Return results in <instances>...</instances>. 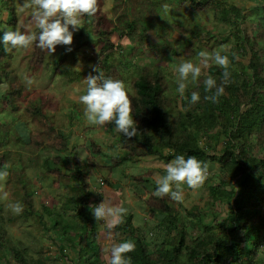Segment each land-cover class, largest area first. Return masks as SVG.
<instances>
[{
	"label": "trees",
	"instance_id": "obj_1",
	"mask_svg": "<svg viewBox=\"0 0 264 264\" xmlns=\"http://www.w3.org/2000/svg\"><path fill=\"white\" fill-rule=\"evenodd\" d=\"M126 1H128V5L125 4V0H115L113 14L114 20L119 19L120 22L124 23L121 26L128 28L130 37L136 36L139 23L146 21L150 23L151 28L156 25L160 27L162 32L159 35L164 41L165 34L169 32L166 28L163 31L162 26H170V23L173 25L174 21H169L170 18L168 17L166 18H168L169 23L163 21L161 16L163 13L158 11L159 3L156 0ZM203 1L205 0H191L190 3L189 0V8L191 5V9L197 11L198 6L204 5ZM129 2H133V4H130V6ZM103 3L104 0H98L96 14L93 16L86 15L88 20H93L96 25L102 23L105 18L104 13L99 12ZM182 4H185L184 1H182ZM259 4L261 5L256 8L257 12H264L262 11L264 0ZM202 9H204L202 11H205L207 8ZM233 10L232 13L228 10L224 11V21L228 16L232 18L239 12L235 6H233ZM17 21L18 15L16 7L13 5L7 20L2 22L4 23V29L0 28V37H2L4 31L16 30ZM161 22H164V25H161ZM231 23L235 24V19L231 20ZM102 25L98 30L101 36L100 42L102 43L99 50V59L103 58L104 74L107 77L125 82L126 76L133 71L131 67H134V62H132V58L131 60L121 58L118 61L110 62V54L115 44L110 40L107 32L115 31L119 25L113 24L111 26L109 24L108 27H105L104 23ZM175 28L181 31L180 38L187 32L177 26ZM146 30L147 28L144 27L142 40L145 37L144 32ZM189 31L192 32L191 29ZM193 32L192 34L196 35ZM34 33L38 35L39 29L37 28ZM234 39L238 48L241 51H246L250 56L246 65L247 70L243 71L244 75H240L241 72L236 74L233 66L236 55L234 53H224L229 55L231 60L230 76L240 75L242 80L238 78L234 83V79H230L225 87L227 90L216 102L205 99V96L213 93L205 91L203 80L206 74L222 76L223 69L217 65L211 64L207 73L202 72L197 87L188 88L187 86L184 97H181L179 94L175 96L169 94L170 84L166 75L163 74L159 66H156V63L149 64L143 67L139 75L131 81L133 82L131 83L132 91L127 88L131 99L132 117L136 122L137 135L131 138L124 136L116 130L114 123L100 126L105 131L111 132L114 137L110 147H119L122 150L116 156L104 152L94 140L90 141L89 146L94 153L102 154L110 160V169L120 167L125 162L134 163L146 156H153L169 163L174 155H184L185 158L195 155L205 162L207 168H210L213 165L212 163H219L220 165V181L209 185L211 203L210 206H206L205 210H200L199 206H195L182 213L181 210L172 206L171 202L168 201V196L161 198L154 193L149 194V197L145 199L146 204L151 213L158 217L152 222L151 239L139 225L134 223L135 216L131 211L122 218L118 216L117 220L112 219L110 223L116 225L112 229L108 227L110 223L106 224L111 237L113 235L112 242L130 240L135 243V250L127 254L131 259V264H261L262 262L260 252L264 245V22L261 20L257 22V29L253 35L243 29L242 35H236ZM35 44L34 41V47L36 48ZM164 46V49L161 47L163 55L166 53L176 55L171 53L169 43ZM133 47H130L133 50L132 52H134ZM155 48L158 47L155 46ZM11 55V52L4 51V46L0 42V59L3 56L8 57ZM34 55L35 53L32 51V56ZM32 56L29 60L30 65L33 59ZM63 60L64 56L58 57V70ZM6 69L8 70L3 73L7 75V79L8 76L11 77V73H13L11 79L16 78L17 74L14 68ZM66 71L61 69V72L65 73ZM11 87L12 83L10 90L7 93L5 92L6 94H3V97L8 99V96H11L12 99L10 100H13L11 102L13 105L10 104V106L17 110L18 104L15 99L22 94L25 86L19 84L16 87ZM241 89L244 90L247 97L243 101L239 100L240 96L237 97L236 94V91H241ZM193 91L198 92L201 97L195 105L189 103ZM30 108L31 117L43 116L47 118L43 110V102L32 104ZM70 117L73 118V114ZM38 125H40L39 133L41 137L31 136L30 141L26 131L25 136H23L25 127L21 128L19 132L15 131L17 134L16 141L19 142L24 151V156L21 152L19 154V161L24 157L19 162L21 168L15 174L13 173V176L17 177L19 182L22 183L24 189L20 203L23 206V211L19 216L28 218L36 213L33 203L34 191L28 189V184L33 181V178L25 172L26 163H28V167L34 166L39 170L36 180L43 181L51 173L61 174L60 165L72 157V167L69 172L70 177L76 181L77 185L71 186L74 194L68 201L75 210L76 221L69 217L66 220L67 223H65L62 218L65 212H57L55 209L50 212V217L54 220V227L61 226V231L72 243L75 239L70 234L71 229H75L76 234L79 235L88 233L87 242L88 245L92 246V253L87 257V261L92 264H108V261L101 257L103 250L99 241L100 229L89 205L92 190L89 177L84 171L86 162L78 157L75 143L70 148V156L63 153L69 150L70 134L66 135L63 130H60L58 132L59 137H61L60 142L48 143L49 139H45V137L50 138L52 133L57 132V127L52 122H49L47 127L42 121H39ZM218 126L221 127L220 130H217L218 135L223 134L225 137L221 150H217V144H202L199 139L203 135L209 136L212 129ZM86 128L92 130L89 126H86ZM21 136L27 138L29 142ZM218 140L220 139L218 138ZM7 143L8 140L0 141V147ZM44 145L55 149V154L48 155L43 159L38 152L39 148ZM6 157L7 154L3 152L0 154L1 167L5 166ZM210 162L211 164H209ZM52 163L54 165H51ZM91 164L92 166H100L94 160ZM7 169L10 170V167ZM129 178L140 184L151 183V179L142 176H130ZM211 178L213 179V176ZM156 187L154 183L155 191ZM101 195V199H104V194L101 193ZM217 203L226 204L228 207L221 220H219V217L222 211L215 209ZM67 206L68 203L64 205V207ZM204 212L211 213L213 216L212 222L206 223ZM185 216H191L193 219L198 216L199 220L195 226L200 228V233H192L193 220L186 222ZM79 218H83V220L80 221ZM4 221L2 208H0V251L12 254L14 264H45V255L34 260L28 255L26 248L21 250L14 244L10 245L8 231L3 227ZM40 221L47 227L43 216L40 217ZM62 256H66L65 253L56 254L55 258L57 260Z\"/></svg>",
	"mask_w": 264,
	"mask_h": 264
},
{
	"label": "rangeland",
	"instance_id": "obj_2",
	"mask_svg": "<svg viewBox=\"0 0 264 264\" xmlns=\"http://www.w3.org/2000/svg\"><path fill=\"white\" fill-rule=\"evenodd\" d=\"M156 1L159 3L158 11L160 13H165L162 16L163 21L169 23L167 20L168 18H170L169 21H174L173 25L170 23V26H162L163 31L166 28L169 32L165 34L164 41H162V37L159 35V33L162 32L160 31V27L156 25L154 28H151L150 23L146 21L139 23L135 34L136 36L131 38L128 33V28L121 26V24L124 23L120 22L119 19L114 20L113 7L115 5V0H104L103 5L99 9V12H103L105 15V18L103 17V22L96 25L93 20H88L86 15L83 16L81 18L83 26L80 27L78 31L73 30L70 26V30H73V42L71 45H57L56 51L51 53L38 47L37 42L35 48L33 42L29 48L12 49L10 51L12 54L11 56H3L0 59V79H2V81H0V141L8 140L6 145L0 147V154L2 152L7 154L4 164L7 165V168L10 167L9 170L7 168L5 169V166H0V170H6L8 172L7 177L4 180H0V208H2V215L5 218L3 227L8 231L10 245L14 244L21 250L26 248L28 255L34 260L45 255V264H84V256L87 257L85 250L86 248L88 250L87 240L83 238V233L79 238L73 237L75 241L73 243L74 245H72V242L69 241L67 236L61 231V226L55 228L53 225L54 220L50 217V212L55 209L57 212H65L62 216L65 223H67L66 220L69 217L76 221L77 217L75 216V210L68 201L74 194V190L71 186L77 185L76 181L70 177L69 172V169L72 167V157L62 162L60 165L61 174L51 173L47 178H44L43 181L36 180L39 170L34 166L28 167V163H26L25 172L28 176L33 178V181L28 184V189L34 191L33 203L36 208V213L28 218L20 217L19 214H14L9 207V205L16 202L21 203V198L24 194L22 183L19 182L17 177L13 176V173L15 174V172L21 168L19 162L24 159L23 157L19 161V154L21 152L22 156H24V151L19 142L16 141L17 134L15 131L19 132L21 128L25 127L23 136H25L26 131V134L29 136V141L31 136L40 138L39 121H42L46 127L49 122H52L53 125L57 127V132L52 133L50 138H48V136L45 137V139H49L48 143L60 142L61 137L58 135L60 130H63L66 135L70 134L69 137H71V141L68 144L69 150L64 151V154L70 156L72 144L75 143L77 145L76 151L78 157L86 162L84 171L89 177L90 186H95L94 189L93 187L91 188L92 198L89 202L90 206L98 205L105 199V203L108 201L109 206L115 207L119 205L117 207L126 209L127 213L130 211L133 212L135 216L134 223L143 229L149 239L152 238V222L155 218H158L151 213L145 199L149 197V194L155 193L154 177L157 174H164V168L167 163L153 156H146L134 163L125 162L120 167L110 169V160L106 159L102 154L94 153L89 146L90 141L94 140L104 152L111 156H116L118 153L122 152L119 147H110V143L114 141L111 132L105 131L104 128L100 126H90L87 123L84 116V105L78 102V95L85 94L86 92V77L89 73L96 74L93 71L94 66L98 65L100 71H102L103 74L105 72L103 68V58L99 59V50L102 47V43L100 42L101 36L98 30L103 26V23L105 27L112 26L113 24L120 26H118L115 31H111L110 33L107 32V35L110 36V40L115 44L110 54V62L118 61L121 58L126 60H131L132 58L134 67L131 68L133 71L126 76L124 82L126 88L130 90L132 86L131 83H133L131 81L135 79V76L137 77L139 75L141 69L149 64L153 65V63H156V66L162 69L163 74L166 75L169 81V94L173 96L179 94L176 90L178 86L176 83L178 79L176 69L184 61L190 60L200 63L201 58L198 56V53L201 51L207 52L210 55L218 51L222 54L234 53L236 55V60L233 63L234 72L236 74H240L241 72L240 75H244L243 71L247 70L246 65L249 62L250 56L246 51H241L238 48L234 37L236 35H242L243 29L253 35L254 31L257 29V22L259 20L264 22V12H257L256 9L261 5L259 3L263 0H243V3L235 0L234 3L236 4L233 5L240 7V11L232 16V18L228 16L225 21L224 11L228 10L231 13L234 12L233 5L229 0H224L217 6H214V0H205L203 2L205 6H207V9L201 11L202 13L197 11V13L194 14H191V8L186 9L177 6L174 9L175 3L172 0ZM166 1L172 2V4L170 5V3ZM133 2H129V5H132ZM24 3L25 0H0L1 29H4V23L2 22L7 20L14 5L18 15L16 30L19 29L21 32H35L37 27L31 20L32 9L25 8ZM125 4L128 5V1L125 0ZM259 10L261 9L259 8ZM262 11H264V8ZM174 13L176 16H173ZM233 19H235V24L231 23ZM161 23V25H164V22ZM176 26L187 32L190 29L192 32L196 30L193 32L196 35H193L192 32L189 31V33L186 32L183 37L180 38L182 33L175 28ZM144 27L147 28V30L144 32L145 37L142 40L141 36ZM164 42L165 44L169 43L171 45V53H175L176 55L170 53L163 55L161 53V47L162 49L165 47ZM155 46L158 48L156 49ZM130 47H133L134 52H132L133 50ZM32 51L35 53L34 56H32ZM130 53L132 54L130 55ZM30 56L33 58L31 65L29 64ZM59 56H64V60L58 70L57 66L59 65L57 59ZM193 58H195V60ZM211 64L215 65L212 61H209V66ZM6 68H14L17 74L16 78L11 79L13 77V73H11V77L9 78L8 76L7 79V75L3 73L8 70ZM61 69L67 71L64 73L61 72ZM207 70L208 68L202 69V72L207 73ZM67 73L69 76H67ZM240 75H236L235 77L230 76V79H234L233 82L235 83V80L238 78L242 80V76ZM211 76L217 80L218 84L222 82V76ZM105 77L108 78L107 76ZM28 81L32 83L29 84ZM11 83V88L19 84L25 86V90L22 94L15 99L18 104L17 110L11 108L13 105L11 104L13 100H10L12 99L11 96H8V99H6L7 97H3V94H6L7 91L10 90ZM186 83L188 88H196L198 85V82L192 83L190 78ZM226 86L227 84L225 87ZM225 90H227V88H225ZM236 94L238 95H236L237 97L240 96L239 100L241 101L245 98L247 99L242 89L241 91H236ZM41 102H43V110L48 119L43 116L33 118L30 115V107L32 104H39ZM71 114H73V118L70 117ZM86 126H89L93 131L88 130ZM220 129L221 127L218 126L212 129L209 136H201L199 138L201 143L217 144V150H221L225 137L223 134L218 135L217 130ZM23 136L21 137L25 141H28L27 138ZM218 138L220 140H218ZM55 152L56 151L52 148L45 147L44 145L39 148L38 154L44 159L47 155ZM92 160L99 163L100 166H92ZM209 164H211V162ZM212 164L213 165L208 168V177L203 187L193 191L185 185L183 202L178 203L168 197V201L171 202L172 206L181 210L182 213H185L187 209L194 208L195 206H199L200 210H205L206 206H210L211 196L209 194V185L211 183H219L220 181V165L219 163ZM51 165L54 164L52 163ZM130 176L149 178L151 179V183L145 182L140 184L139 182L132 181L129 178ZM211 176H213V179ZM104 188L107 189V193L102 192ZM101 193L104 194V199H101ZM67 203L68 206L64 207ZM227 208L226 204H215V209L222 211L219 220L224 217ZM204 213L206 223L212 222L213 216L211 213ZM41 216H43V220L47 224L48 229L41 223ZM109 218L110 217H108V220ZM113 219H118V216L113 217ZM184 219L186 222L193 220L194 228L192 229V233H200V228L195 226L199 220L198 216L197 218L195 217V219L191 216H185ZM108 220L106 221L107 223ZM103 223H105V221L99 222L100 238L106 241L111 234ZM116 235H118V233H116ZM113 239L112 235V240ZM114 243L119 242L115 241ZM89 248L92 247L89 246ZM62 252L65 253L66 256L59 257V259L56 260V254ZM103 255L106 261H108L110 254L104 252ZM79 256L83 258V260H80ZM260 257L262 258L261 264H264V245L260 252ZM78 260L80 261L78 262ZM0 264H14L13 255L6 251H0ZM86 264L92 263L87 262Z\"/></svg>",
	"mask_w": 264,
	"mask_h": 264
},
{
	"label": "clouds",
	"instance_id": "obj_3",
	"mask_svg": "<svg viewBox=\"0 0 264 264\" xmlns=\"http://www.w3.org/2000/svg\"><path fill=\"white\" fill-rule=\"evenodd\" d=\"M98 0H25L24 7L32 9L31 20L39 29V34L31 31L21 32L17 30H7L0 37V42L4 46L5 52L12 49L29 48L33 42H37L38 47L51 53L56 51L57 45H71L73 42V30L78 31L82 27L81 18L85 15L96 14ZM70 26L73 30H70ZM201 58L200 63L184 61L176 69L178 73L177 92L184 97L187 88L186 81L191 79L192 83H197L202 75V69L209 67V61L223 69L222 82L211 75H205L203 84L205 91L213 93L205 96L206 100L216 102L224 94L225 85L230 82L229 55L215 52L210 55L201 51L198 53ZM96 74L89 73L86 77V92L78 95V102L84 105V116L90 126H103L107 123H114L118 132L129 138L137 135L136 122L132 117L131 99L124 81L113 78H106L99 66L93 68ZM31 84V81H28ZM200 94L191 92L189 103L192 105L200 101ZM172 154V153H166ZM7 165H5V169ZM8 175L6 170H0V180H4ZM208 177V168L204 161L195 155L185 158L184 155H174L164 168V174H157L154 177L156 184L155 195L158 197H170L178 203L184 200V186L196 191L203 187ZM14 214H20L23 206L16 202L9 205ZM94 219L99 223L107 221L108 217L126 215L127 210L122 207H112L105 203V199L98 205L91 206ZM115 223L108 225L109 229L115 227ZM135 250V243L125 240L119 243L112 242L109 236L104 244L103 251L110 254L108 264H131L130 257L127 256Z\"/></svg>",
	"mask_w": 264,
	"mask_h": 264
},
{
	"label": "crops",
	"instance_id": "obj_4",
	"mask_svg": "<svg viewBox=\"0 0 264 264\" xmlns=\"http://www.w3.org/2000/svg\"><path fill=\"white\" fill-rule=\"evenodd\" d=\"M172 1H174V9L178 6V7H182V8H186V9H188L189 8V4L191 3V0H190V3H189V0H172ZM182 1H184V3L185 4H182ZM210 1H212V0H210ZM215 1V5L214 6H217L219 3H221V2H223L224 0H214ZM234 1L235 0H229V2H231V4L233 5V4H236V3H234ZM240 2V3H243V0H237V2ZM166 2H169V1H166ZM179 2H181V3H179ZM170 3V5L172 4V2H169ZM204 3V2H203ZM226 5V4H225ZM209 6V5H208ZM233 6H235V7H237V9L240 11V7H238V6H236V5H233ZM164 8V7H163ZM162 8V9H163ZM190 8H191V5H190ZM189 8V9H190ZM202 8H207V6H205V3H204V5H200V6H198V10L197 11H199V12H201L202 10H204V9H202ZM161 9V10H162ZM162 11H164V10H162ZM187 11V10H186ZM197 11H195V10H193V8L191 9V14H194V13H197ZM244 11V10H243ZM202 13V12H201ZM165 13H163L161 16H163ZM173 16H176L175 15V13L173 14ZM182 55V54H181ZM194 60H195V58H193ZM193 63H197V64H199L198 62H193ZM54 151H55V149H53ZM53 154H55V153H53ZM53 154H50V155H53ZM48 156V155H47ZM92 187H93V189H94V187L95 186H93L92 185ZM91 187V188H92ZM107 189L106 188H104V190L102 191L103 193H107V191H106ZM108 206H109V202L107 201V203H106ZM117 206H119V205H117ZM117 206H115V207H117ZM114 207V208H115ZM113 219V217H111L110 216V218H109V220H108V223H110V221ZM80 221L81 220H83V218L82 219H79ZM115 220H117V219H115ZM104 225H106L107 224V222H105V223H103ZM98 225H99V223H98ZM71 235H73L74 237H78L79 238V236L81 237V235H79V234H76V231L74 230V229H71V233H70ZM83 238L85 239V240H87V238H88V233L87 234H84L83 235ZM69 240V239H68ZM88 241V240H87ZM99 241L101 242V249L103 250V248H104V244H105V240H101V238H100V235H99ZM72 245H74L73 243H72ZM89 246H91V245H88V242H87V247H88V250H87V248H86V250H85V254L87 255V257H89V255H90V252H91V249L92 248H89ZM92 247V246H91ZM104 252L102 253V255H101V257L102 258H104ZM82 255V254H81ZM80 255V256H81ZM80 256H79V259L81 260H83V258H80ZM87 257L86 256H84V264H86L87 262H89L90 263V261H87ZM104 259H106V258H104ZM80 260H78V262L80 261Z\"/></svg>",
	"mask_w": 264,
	"mask_h": 264
}]
</instances>
